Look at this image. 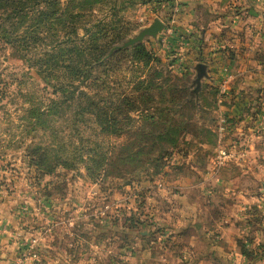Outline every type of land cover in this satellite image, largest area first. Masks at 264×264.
I'll list each match as a JSON object with an SVG mask.
<instances>
[{"label": "rangeland", "instance_id": "rangeland-1", "mask_svg": "<svg viewBox=\"0 0 264 264\" xmlns=\"http://www.w3.org/2000/svg\"><path fill=\"white\" fill-rule=\"evenodd\" d=\"M81 1L60 0V7L84 13ZM38 7L28 8L22 23L15 18L14 28L0 10V198L12 195V200L21 201L18 209L25 217V226L14 235L20 249L12 264L25 260L33 264H136L141 261L138 254L145 251L163 259L165 228L182 227L169 222V217L181 210L193 213L194 198L206 201L210 197L196 183L212 180L216 165L236 158L250 169L254 166L249 172L252 176L245 180L253 186L260 181L258 191L263 188L264 53L250 57L243 51L244 33L254 31L252 26H243L256 21L258 12L248 15L239 6L233 7L230 17L241 15L243 20L230 23L231 55L185 61L184 38L174 34L173 26L183 9L180 1L139 4L125 11L133 30L118 45L155 17L165 22L156 39L148 36L142 42L161 63L152 60L147 65L143 57L132 60L119 53L108 68L111 87L101 91L103 96L130 91L137 81L156 72L161 74L154 77L159 85L183 90L197 77L196 61L208 64V76L201 79L202 112L189 109L195 113L194 133L182 134L177 146L164 143L162 149L154 144L156 132L146 127L143 111H133L136 120L119 135L102 133L95 128L98 124L90 126L94 116L89 123L78 121L81 116H76L74 98L81 89L97 94L81 83V69L95 55H73L69 50L87 46L89 36L83 26L90 22L81 18L70 34L69 26L61 22L50 29L42 24L36 29L41 43L34 44L30 36L28 47L6 43L15 27L16 35L23 37L36 26ZM110 15L105 19L114 20ZM261 15L264 20V12ZM199 124L206 126L205 131L195 133ZM165 149L171 155L164 156ZM221 149L227 150L229 158L218 157ZM98 153L104 156L102 166ZM3 232L8 233L5 226Z\"/></svg>", "mask_w": 264, "mask_h": 264}, {"label": "crops", "instance_id": "crops-1", "mask_svg": "<svg viewBox=\"0 0 264 264\" xmlns=\"http://www.w3.org/2000/svg\"><path fill=\"white\" fill-rule=\"evenodd\" d=\"M178 1L183 9L173 26L174 34L184 38L185 61L197 57L206 60L208 55H231L230 23L243 20L241 15L234 19L230 17L234 6L246 10L248 15L259 13L256 21L251 19L248 25H242L247 29L254 27L251 34L248 31L244 33L247 41L244 55L251 57L264 53V20L259 18L264 12V0ZM203 16L205 20L201 19ZM231 159L223 166L216 165L212 180L196 183L203 192L208 190L211 194L206 201L194 198L191 201L193 213L181 210L178 216L169 217V222H178L182 227H169L163 259L145 251L138 254L141 261L136 264H264V183L258 191L260 181L256 183V180V190L252 189L256 185L245 179L254 166L250 169L236 158ZM3 197L0 198V264H12V259L17 257V249H20L14 235L21 226H25V217L18 209L21 201L12 200V195ZM2 226H5L7 234ZM22 264L33 263L25 260Z\"/></svg>", "mask_w": 264, "mask_h": 264}, {"label": "trees", "instance_id": "trees-1", "mask_svg": "<svg viewBox=\"0 0 264 264\" xmlns=\"http://www.w3.org/2000/svg\"><path fill=\"white\" fill-rule=\"evenodd\" d=\"M161 1L164 0H82L84 9L81 10H84L83 13L82 11L71 10L69 7L62 9L60 0H0V10L5 13L7 22L11 21L12 28H14L15 18L20 19L21 23L24 22L25 18L28 17V8L39 5L36 10L38 13L35 17L36 26L23 37L16 35L15 27L14 31L12 30L6 38V43L12 47H18L23 43L28 47L27 39L29 36L34 44L39 41L41 43L42 37L36 36V29L42 24L50 29L55 22H61L64 26H69L66 29H69L67 34H70L71 30L77 29L75 23L79 22L81 18L87 20L86 23L90 22V24L83 26L86 27L85 30L89 36V39L85 40L87 46L85 48L72 47L69 50L73 55L84 53L95 55L94 60L85 63V69H81V83L86 85L90 91L96 89L97 94L93 95L86 89H81L77 97L74 98L76 116H81L78 121L89 123L94 116L96 118L90 123V126L91 124H98V127L95 128L101 129L102 133L119 135L125 131V125H132L136 120L132 116L133 111H143L145 112L146 127L152 130V134L156 132L154 144L164 149L166 146L164 143L177 146L182 134L194 133L192 118L199 109L200 113L202 112L199 105L202 84L200 88H197V83L193 80L191 85H187L183 90H172L175 88L170 86L167 89L155 82L154 77L161 76L159 72H156V76L152 75L150 78L145 77L137 81L134 89L127 90L128 92L117 93L114 91L118 94L114 97L112 95L103 96L101 93V91L111 87L108 85L110 74L108 68L112 65V59L119 53H126L132 60H140L143 57L147 65L152 60L161 63V60L156 57V52L142 42L136 43L134 48L127 46L116 48L111 52L133 30L131 29L132 25H129L130 21L125 17V11L134 9L139 4L160 3ZM85 5L89 7L87 8ZM106 7L108 10H105ZM34 13L35 11L32 12V14ZM109 13L113 14V18L111 15L110 18H115L114 20L105 19ZM102 14H105L104 17ZM70 41L74 42L73 39ZM168 72L171 70L168 69ZM155 94H158V100ZM190 108H194L196 112L191 113ZM121 114L123 115L120 117ZM205 127L199 124L195 133L204 132ZM168 150H164V156L171 155L172 151ZM100 155L98 153L100 157H98V162L100 161V166H102L104 156ZM167 229L169 228H165L164 231H169Z\"/></svg>", "mask_w": 264, "mask_h": 264}, {"label": "water", "instance_id": "water-1", "mask_svg": "<svg viewBox=\"0 0 264 264\" xmlns=\"http://www.w3.org/2000/svg\"><path fill=\"white\" fill-rule=\"evenodd\" d=\"M166 27L165 22L159 17H155L153 21L148 25L143 27L138 33H135L134 36L129 37L122 45H117L114 47L111 52L116 48H122L131 46L134 47L136 43L143 42L146 37L151 36L157 38L160 33L164 31ZM197 77L195 82L197 83V88L201 87V79L205 76H208V69L205 63H198L196 65Z\"/></svg>", "mask_w": 264, "mask_h": 264}, {"label": "built area", "instance_id": "built-area-1", "mask_svg": "<svg viewBox=\"0 0 264 264\" xmlns=\"http://www.w3.org/2000/svg\"><path fill=\"white\" fill-rule=\"evenodd\" d=\"M169 32H171V30H169ZM172 33V32H171ZM229 153L227 152V150L226 149H221L220 151H219V155H218V157L220 158V159H224V158H229Z\"/></svg>", "mask_w": 264, "mask_h": 264}]
</instances>
